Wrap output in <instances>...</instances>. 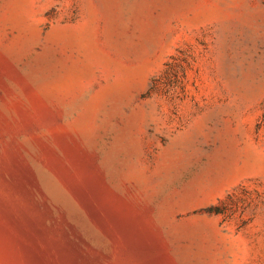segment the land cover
Returning a JSON list of instances; mask_svg holds the SVG:
<instances>
[{
    "label": "rangeland",
    "instance_id": "374dc122",
    "mask_svg": "<svg viewBox=\"0 0 264 264\" xmlns=\"http://www.w3.org/2000/svg\"><path fill=\"white\" fill-rule=\"evenodd\" d=\"M0 264H264V0H0Z\"/></svg>",
    "mask_w": 264,
    "mask_h": 264
}]
</instances>
